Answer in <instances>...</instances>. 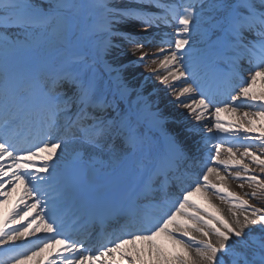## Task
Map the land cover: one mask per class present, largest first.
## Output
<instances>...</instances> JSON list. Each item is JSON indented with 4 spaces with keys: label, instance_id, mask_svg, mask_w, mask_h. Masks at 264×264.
<instances>
[{
    "label": "snow or ice",
    "instance_id": "1",
    "mask_svg": "<svg viewBox=\"0 0 264 264\" xmlns=\"http://www.w3.org/2000/svg\"><path fill=\"white\" fill-rule=\"evenodd\" d=\"M14 192L0 264H264V0H0Z\"/></svg>",
    "mask_w": 264,
    "mask_h": 264
},
{
    "label": "rangeland",
    "instance_id": "2",
    "mask_svg": "<svg viewBox=\"0 0 264 264\" xmlns=\"http://www.w3.org/2000/svg\"><path fill=\"white\" fill-rule=\"evenodd\" d=\"M139 71H143V69H139ZM246 78V73L244 74ZM161 98L163 101L171 100L172 97H165L163 92H161ZM169 111L175 116L177 120H183V118L187 115L186 110L183 108H180L179 106H169ZM194 122V121H190ZM244 183L241 180L237 179H230L227 181V186L229 187V190L236 192L238 195H243L245 192H250V189L247 187V184H244L243 188H240L239 185ZM13 196V194H12ZM194 200H196L198 203H203L201 197L199 194L195 195L193 197ZM213 203L217 204L218 206L222 208H226L227 206L222 204L221 201L213 198ZM255 201H250V203H254ZM15 204V201L12 198H9L7 202L3 205L2 209H0V214L7 212L8 209L12 207V205Z\"/></svg>",
    "mask_w": 264,
    "mask_h": 264
},
{
    "label": "bare ground",
    "instance_id": "3",
    "mask_svg": "<svg viewBox=\"0 0 264 264\" xmlns=\"http://www.w3.org/2000/svg\"><path fill=\"white\" fill-rule=\"evenodd\" d=\"M18 195H19V192H14V193H13V196H11V197H9V198H12V199L15 201V200H17V199H15V198L18 197ZM0 209H2V208H0Z\"/></svg>",
    "mask_w": 264,
    "mask_h": 264
}]
</instances>
